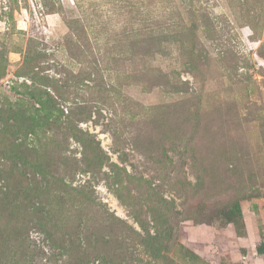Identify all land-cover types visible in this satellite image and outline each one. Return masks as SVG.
I'll return each mask as SVG.
<instances>
[{
    "label": "rangeland",
    "instance_id": "obj_1",
    "mask_svg": "<svg viewBox=\"0 0 264 264\" xmlns=\"http://www.w3.org/2000/svg\"><path fill=\"white\" fill-rule=\"evenodd\" d=\"M261 198L264 0H0V264H244Z\"/></svg>",
    "mask_w": 264,
    "mask_h": 264
},
{
    "label": "trees",
    "instance_id": "obj_2",
    "mask_svg": "<svg viewBox=\"0 0 264 264\" xmlns=\"http://www.w3.org/2000/svg\"><path fill=\"white\" fill-rule=\"evenodd\" d=\"M31 96H33V95H31ZM53 105L55 106V102L53 101ZM83 201L84 200H81V202L83 203ZM67 202H69V206H71L70 205V202L71 201H68V200H66V199H62L61 200V204H62V206H65L66 204H67ZM86 205H88L89 206V208L90 207H92V208H94V207H96L97 205H95V204H93V202L91 201V202H87V204ZM238 207V206H237ZM92 210L93 209H91L90 210V213L92 214V216H91V228H93V229H97V228H99V227H101V226H103L104 228H108V227H111L112 225V223L110 222V219L108 218L109 216H107V217H105V214L103 215V214H99L98 213V211L96 210V213H93L92 212ZM78 214H70V216L73 218L74 217V219H75V221H76V223H77V226H76V231H78V229H79V227H80V225H81V223H84V221L82 220H80L82 217V213L79 211V210H77L76 211ZM47 218H48V215L47 216H45V218H43V216L40 218L41 220H42V222H41V224L42 223H44V227H46V226H48V220H47ZM79 220V221H78ZM67 221H69V220H66V222ZM78 221V222H77ZM61 222H65L64 220H62L61 218H57V217H55L54 219H53V224H54V226L55 225H57L58 223L60 224ZM65 222V223H66ZM81 222V223H80ZM94 239H92L90 242H88L87 244H89V245H87L88 247H87V250H89L90 252H93V253H95V252H97V251H102V246H103V244H104V242H105V234H102V236L101 235H99V236H97L96 235V233L94 234V233H92V235H91ZM86 246V245H85ZM81 249H82V246H81ZM257 251H258V253L259 254H262V255H264V241L263 242H261L259 245H258V247H257ZM85 255H88L87 253H85Z\"/></svg>",
    "mask_w": 264,
    "mask_h": 264
},
{
    "label": "crops",
    "instance_id": "obj_3",
    "mask_svg": "<svg viewBox=\"0 0 264 264\" xmlns=\"http://www.w3.org/2000/svg\"><path fill=\"white\" fill-rule=\"evenodd\" d=\"M257 202L259 204V207L257 206L256 210L260 211L261 213L260 216L262 217L261 219H262V222L264 223V198L258 199ZM252 212L254 213L255 210H252ZM253 213L251 215L252 218H253ZM259 230L261 231V229ZM200 231L203 234L207 233L208 236L206 237L210 238V240L212 239L211 238V236L213 235L212 229L209 230V228H202L199 230V234H200ZM257 231L258 230H256L255 228L249 227L248 235L244 239H242L241 242H239L241 246L247 247L246 251L244 250L242 254V259H243L244 264H264V255L259 254L257 251V247L261 243L259 242L257 238V235H258Z\"/></svg>",
    "mask_w": 264,
    "mask_h": 264
}]
</instances>
